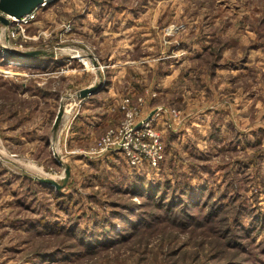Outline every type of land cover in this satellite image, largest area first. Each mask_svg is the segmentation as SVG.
Here are the masks:
<instances>
[{"label": "rangeland", "instance_id": "374dc122", "mask_svg": "<svg viewBox=\"0 0 264 264\" xmlns=\"http://www.w3.org/2000/svg\"><path fill=\"white\" fill-rule=\"evenodd\" d=\"M36 12L0 9V264H264V0ZM95 84L91 108L80 91ZM93 113L109 119L90 131ZM67 165L62 189L34 178L61 182Z\"/></svg>", "mask_w": 264, "mask_h": 264}, {"label": "water", "instance_id": "95a60500", "mask_svg": "<svg viewBox=\"0 0 264 264\" xmlns=\"http://www.w3.org/2000/svg\"><path fill=\"white\" fill-rule=\"evenodd\" d=\"M45 0H0V9L3 11V13L15 17H22L28 12L33 11L35 8L40 6ZM2 20L5 22H8V18L5 16L1 17ZM10 53L12 55H17L21 57H30L37 55L39 52L38 51H21L18 49L11 48ZM103 87L102 84H95L92 86H87L80 91V95L85 97L88 94L96 93ZM64 114V110L60 109L57 115V120L59 121L62 118V115ZM66 176L63 178V180L60 182L55 178L52 177H44V176H34L35 179L39 180L40 182L50 185V186H55L57 189H62L71 174L70 167L67 165L66 167Z\"/></svg>", "mask_w": 264, "mask_h": 264}, {"label": "built area", "instance_id": "2783aa9c", "mask_svg": "<svg viewBox=\"0 0 264 264\" xmlns=\"http://www.w3.org/2000/svg\"><path fill=\"white\" fill-rule=\"evenodd\" d=\"M36 14H37V12H36V8H35L33 11L26 13L22 17H15V16H12V17H15L16 18L15 20L20 21V22H29L36 16ZM10 48H12V47H7V51ZM83 54H85V56ZM83 54L79 53V52H76L72 57L76 58L80 63H83L85 68H91V67L93 68V66L98 61V58L93 56V55L89 56L88 53H83ZM13 60H15V59H13ZM131 116H132L131 113L127 114L128 118H126V120L123 122L122 128L119 129V132H124V139H125L121 143V145H122L121 147L123 149L127 150L128 155H131V151H130L131 147L130 146H131V143L134 141L132 129L129 127L130 126V117ZM146 125H149V123L146 122ZM114 133H116V132H114V130H111L110 132H108L102 138L101 145L103 146V148L107 147L110 143H114L115 142L116 139L114 138ZM154 164H156V163H154Z\"/></svg>", "mask_w": 264, "mask_h": 264}, {"label": "crops", "instance_id": "0c3cea01", "mask_svg": "<svg viewBox=\"0 0 264 264\" xmlns=\"http://www.w3.org/2000/svg\"><path fill=\"white\" fill-rule=\"evenodd\" d=\"M30 59H32L31 61L34 63V62H36V61H38L39 62V64L40 63H43L38 57H32V58H30ZM28 60V59H27ZM38 62H37V64L36 65H39L38 64ZM48 62V61H47ZM32 66H35V65H32ZM109 91H110V89H109ZM104 92H106V90H99V91H97L96 93H92V94H88L87 96H85L84 97V100L87 102V103H89L88 105L89 106H91V108H92V105H93V102L95 101V97L97 96V95H100V94H103ZM86 103V104H87ZM103 106V105H102ZM67 111H65V113H66ZM90 115H92V116H90ZM88 119H89V121H87V123L86 124H88L87 125V128L88 129H90V131H93L94 130V125H96V123L99 125V126H101V125H104V123H105V121L104 120H106V119H109V116L108 115H106V114H103V115H100V114H96V113H93V114H89V116H88ZM101 124V125H100ZM98 126V127H99Z\"/></svg>", "mask_w": 264, "mask_h": 264}, {"label": "bare ground", "instance_id": "6f19581e", "mask_svg": "<svg viewBox=\"0 0 264 264\" xmlns=\"http://www.w3.org/2000/svg\"><path fill=\"white\" fill-rule=\"evenodd\" d=\"M11 20H15L16 18L15 17H10V16H8ZM10 20V21H11ZM8 59H9V57H7ZM10 59H13V58H10ZM24 59H27V58H24ZM25 62H26V60H23V58H18L17 57V59H15V60H10L9 61V63L12 65V66H19V65H23V66H26L27 64H25ZM37 62H31V64H28V65H35ZM9 64V65H10ZM30 67V66H29ZM67 111H68V109H67ZM35 165V164H34ZM37 166V165H36ZM31 168V167H30ZM34 170V169H33ZM35 170H36V168H35Z\"/></svg>", "mask_w": 264, "mask_h": 264}]
</instances>
